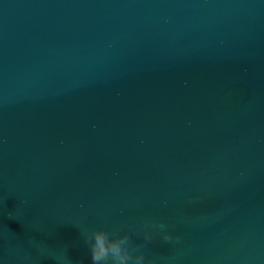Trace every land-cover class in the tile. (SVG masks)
<instances>
[{
    "label": "water",
    "instance_id": "95a60500",
    "mask_svg": "<svg viewBox=\"0 0 264 264\" xmlns=\"http://www.w3.org/2000/svg\"><path fill=\"white\" fill-rule=\"evenodd\" d=\"M98 232L264 264V0H0V264H93Z\"/></svg>",
    "mask_w": 264,
    "mask_h": 264
},
{
    "label": "clouds",
    "instance_id": "9594fccd",
    "mask_svg": "<svg viewBox=\"0 0 264 264\" xmlns=\"http://www.w3.org/2000/svg\"><path fill=\"white\" fill-rule=\"evenodd\" d=\"M108 237L106 233L98 232L96 234V243L92 248V261L93 264H109V257L111 256V264H128L130 259L127 255L121 254V244L126 243L127 238H123L120 241H113L105 246V251L103 256H98L96 254V245L103 244L107 241ZM136 264H143V258H137Z\"/></svg>",
    "mask_w": 264,
    "mask_h": 264
}]
</instances>
